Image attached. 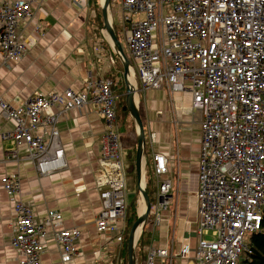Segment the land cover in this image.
<instances>
[{"label":"built area","instance_id":"2783aa9c","mask_svg":"<svg viewBox=\"0 0 264 264\" xmlns=\"http://www.w3.org/2000/svg\"><path fill=\"white\" fill-rule=\"evenodd\" d=\"M120 10L140 89L166 90L171 98L188 94L191 109L201 114L197 245L179 250L173 241L165 249L149 245L145 264H240L243 253H251L245 237L261 230L264 214V0H120ZM32 18L28 2L0 1L2 64L26 57L19 27ZM116 85L112 77L88 74L78 92L42 93L19 107L0 100V116L14 123L2 139L29 149L24 157L10 153L8 160L31 161L46 176L67 166L60 117L85 107L96 112L104 130L92 164L101 203L95 226L121 247L128 207L123 158L129 142L119 132ZM173 123H180L176 114ZM154 141L150 139L151 146ZM152 161L155 195L148 222L154 231L169 206L173 180L163 179L169 171L163 155L153 152ZM1 187L19 194L20 180L6 176ZM14 212L12 247L20 254V264H42L50 234L64 260L80 255L81 232L62 229L60 213L40 217L32 204L22 201L16 202Z\"/></svg>","mask_w":264,"mask_h":264},{"label":"crops","instance_id":"0c3cea01","mask_svg":"<svg viewBox=\"0 0 264 264\" xmlns=\"http://www.w3.org/2000/svg\"><path fill=\"white\" fill-rule=\"evenodd\" d=\"M24 1L30 4L33 12L32 20L19 27L28 53L22 61L10 66L2 64L0 56V100L19 107L42 93L65 89L78 92L84 88L88 74L95 79L112 75L117 82L124 81L127 61L129 82L131 77L135 82L138 80L125 41L121 43L116 35V24L120 25L121 18L120 0L119 3L109 0L106 17L123 54L105 26L103 9L106 0H80L78 4L72 0ZM1 29L0 25V33ZM138 86H132L133 100L143 123L149 154L143 158L141 175L137 173V185L142 180L146 185L149 173L154 183L153 152L167 160L169 171L163 179L173 180V189L167 198L169 206L160 213V226L154 231L149 228L150 245L165 249L173 241L175 250L194 249L199 220L201 114L191 109L188 94L171 98L166 90L143 91ZM55 112V109L50 110L52 114ZM175 114L180 117L179 124L173 123ZM13 128V122L0 116V264H20V254L12 247L15 231L11 226L18 201L32 204L40 217L56 211L63 217L62 229L78 228L81 232L80 255L71 260L63 259L50 234L42 264H119L121 247L109 236L100 235L95 226L101 203L95 189L92 164L100 153L99 137L104 130L101 118L90 107L72 110L60 117L58 130L67 166L46 176L38 174L31 161L8 160L12 152L24 157L29 151L25 145L16 147L10 140L2 139L1 135ZM120 135L129 142L125 157L132 158L136 164L140 131L130 112L127 131ZM150 139L155 140L154 146L150 145ZM6 176L19 178V194L10 195L2 189L1 180ZM127 194L128 204L136 198L138 206L139 196L134 192Z\"/></svg>","mask_w":264,"mask_h":264},{"label":"trees","instance_id":"16d2710c","mask_svg":"<svg viewBox=\"0 0 264 264\" xmlns=\"http://www.w3.org/2000/svg\"><path fill=\"white\" fill-rule=\"evenodd\" d=\"M120 71L123 73V67L121 65ZM114 78L112 75L110 76ZM115 79V78H114ZM115 92H117L120 97L117 104V122L119 125V132L125 133L127 131V124L129 118V111L126 102V86L124 81L121 79L117 82L115 87ZM137 146V142L135 143ZM145 154H149V148L145 145ZM146 193L151 202L154 201L155 187L153 180H146ZM138 219L136 198L131 200L127 207L126 212V234L124 242L121 246V260L119 264H129L128 258V242H129V233ZM151 242V233L150 229L147 227V224L143 226L140 232L139 241L134 250L136 264H145L146 261V251L145 249L150 245ZM251 253L247 255V258L240 264H264V214L261 230L258 233H255L252 238L251 246H249Z\"/></svg>","mask_w":264,"mask_h":264},{"label":"water","instance_id":"95a60500","mask_svg":"<svg viewBox=\"0 0 264 264\" xmlns=\"http://www.w3.org/2000/svg\"><path fill=\"white\" fill-rule=\"evenodd\" d=\"M108 5H109V0H106L105 4H104V9H103L105 26H106V29L110 32L112 40L114 41V43L119 48V51H121V53H122L120 44H119L114 32L112 31V28L109 25V22H108L107 17H106ZM128 73H129V64L127 61L126 65H125V72H124V81L126 83V93H127L126 94V102H127L128 111L131 113V116L136 121V123L139 127V131H140V135L138 138V150H137V154H136V168H137L138 175H141V166H142L143 158L145 157V145H146L145 134H144V127H143V123L141 121L140 115H139V113L136 110L135 105H134V100H133V91L134 90H133L132 86L130 85ZM138 189H139V194L141 195L143 200L146 201L147 209L143 215H140L138 213V219L134 223V225H133V227L129 233V242H128L129 264H136L134 250H135L136 245L139 241L141 228L145 224L148 223L149 215H150V211H151V202H150V199L146 193V185L144 184V186L142 187L141 181H140L138 184ZM136 234H137V239H136Z\"/></svg>","mask_w":264,"mask_h":264},{"label":"rangeland","instance_id":"374dc122","mask_svg":"<svg viewBox=\"0 0 264 264\" xmlns=\"http://www.w3.org/2000/svg\"><path fill=\"white\" fill-rule=\"evenodd\" d=\"M117 1L119 3V0H117ZM116 35L119 38V41L121 43L125 41V37H124V35L122 33V28H121V26L119 24H116ZM130 82L132 83V86H133L134 85V81L131 80ZM135 85H139L138 80H136ZM169 100L172 101L171 98H169ZM123 164H124L125 169H126L125 170L126 180H127V185L129 187V189L127 190V193L128 192H130V193L134 192V193H136L139 196V203H138V206H137V213H139V209H140L141 203L144 200L141 197V195L139 194V189H138V185H137V177H136L137 176L136 164H134V160L132 158L127 157V156L123 158ZM148 179L151 180V173H149ZM144 213H145V211H144ZM143 214H140V215H143ZM150 225H151V223L149 222L147 227L152 229V226H150ZM253 235H254L253 233H248L246 235V237H245V244L248 247L251 246ZM241 258H242V262H243L247 258V254L243 253V256Z\"/></svg>","mask_w":264,"mask_h":264},{"label":"bare ground","instance_id":"6f19581e","mask_svg":"<svg viewBox=\"0 0 264 264\" xmlns=\"http://www.w3.org/2000/svg\"><path fill=\"white\" fill-rule=\"evenodd\" d=\"M103 2H104V1H103ZM131 80L134 81L133 77L130 78V81H131ZM133 87H135V81H134V85H133ZM141 180H142V178H141ZM141 185H142V187L144 186V181H143V180L141 181ZM146 209H147L146 201H143V202L141 203V206H140V209H139V213H140V214H143L144 211L146 212ZM140 232H141V231H140ZM136 239H137V234H136ZM241 262H242V261H241Z\"/></svg>","mask_w":264,"mask_h":264}]
</instances>
